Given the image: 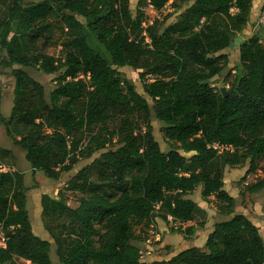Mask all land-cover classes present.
Here are the masks:
<instances>
[{"label":"trees","instance_id":"1","mask_svg":"<svg viewBox=\"0 0 264 264\" xmlns=\"http://www.w3.org/2000/svg\"><path fill=\"white\" fill-rule=\"evenodd\" d=\"M168 1L137 0L133 16L130 0H0V67L14 79L10 115L0 114L5 135L33 173L54 181L98 154L66 184L80 195L74 206L41 196L43 217L66 218L61 227L69 235L53 236L60 264H143L135 228L156 217L191 223L203 214L187 198L197 187L231 217L214 224L204 249L153 264H264L258 228L233 214L235 200L223 189L225 169L247 162V175L259 170L261 177L246 192L264 191V27L237 46L242 74L223 97L211 80L227 65L222 52L242 39L253 0H178L191 3L175 20L166 23L168 14L143 28V9L160 10ZM53 21L60 24L61 56L33 52ZM91 33L109 62L87 44ZM123 67L140 71L151 105L117 71ZM30 69L57 74L47 95ZM152 116L164 125L166 152L153 136ZM26 191L20 173L0 172L7 237L0 264H53L50 242L32 231ZM262 214L264 221V203Z\"/></svg>","mask_w":264,"mask_h":264},{"label":"rangeland","instance_id":"2","mask_svg":"<svg viewBox=\"0 0 264 264\" xmlns=\"http://www.w3.org/2000/svg\"><path fill=\"white\" fill-rule=\"evenodd\" d=\"M39 0H22L24 3L38 2ZM260 0H253V8L255 9ZM137 0H130L129 9L132 15H135ZM191 2L180 4L178 0H169L168 3L160 10H154L150 6L143 10L146 14V21L143 28H146L154 19L160 22L165 16L171 14V17L166 23L175 20L181 11L186 8ZM263 5V4H262ZM78 20L84 22L83 18L77 17ZM53 26L45 35L34 41L32 47L33 52H44L54 57L61 56V47L59 45L62 35L60 33V24L52 22ZM259 25L256 27L248 26L243 31L242 39H245L246 32L250 31L251 35L258 33ZM87 40V44L100 52L104 59L109 62L108 56L95 40L94 34L91 33ZM250 37V36H249ZM248 39V37L246 38ZM261 44L264 46V36L261 37ZM227 55V65L221 71L219 77L211 80V87L220 90V88H229L230 82L242 74V67L238 61V50L236 46L227 48L223 52ZM5 56L4 51L1 57ZM117 71L131 82L136 91L141 94L151 105L152 102L142 90V82L139 79V72L128 67L117 68ZM31 77L41 84L46 95L54 87V81L57 74L45 75L35 69L28 70ZM85 81L87 79L84 78ZM149 80V79H146ZM14 79L11 74V69L0 67V114L4 118H8L14 102ZM150 124L155 140L158 142L161 151L166 152L170 145L164 137V125L159 122L154 116L151 117ZM0 163L5 167L6 172H18L22 177V184L27 188L25 192L26 203H28V216L31 222L33 233L43 240H48L50 246V259L53 264H60L58 251L53 236L66 237L68 231L63 230L61 224L65 221V217L61 218H45L41 215L40 199L42 195H47L50 198L61 199L67 206H74L76 200L80 197L77 193H72L66 189L67 182L73 178L75 173L84 166L88 165L93 158L98 154H94L89 160H80L71 171L62 172L58 180H50L41 172L33 173L30 170L29 164L24 158V152L14 146L12 141L5 135L4 128L0 125ZM183 155H188L180 151ZM248 163L245 165L226 168L223 177V189L235 200V205L232 209L233 214H242L246 216L257 228L262 239H264V221H263V203L264 191L258 194H249L245 187L247 184L253 183L257 177H261V173L257 170L255 173L247 175ZM201 187H197L195 191L187 196L202 210L203 214H197L195 219L188 224L168 219L167 221L161 218H154L153 222L148 226H137L135 234L141 239L139 244V253L141 255L149 252V256H145L143 264H153L156 262L166 261L182 250L189 248L204 249L206 237L212 231L215 223L228 220L231 216L219 214L217 202L213 197L204 199L201 196ZM202 224V225H200ZM192 229V233L188 234L186 230ZM264 241V240H263ZM13 264H30L22 259H14Z\"/></svg>","mask_w":264,"mask_h":264},{"label":"built area","instance_id":"3","mask_svg":"<svg viewBox=\"0 0 264 264\" xmlns=\"http://www.w3.org/2000/svg\"><path fill=\"white\" fill-rule=\"evenodd\" d=\"M256 24L261 26V27H264V12H261L260 15L258 16V18L256 20ZM146 42H149V41L146 40ZM222 149H223L222 147H219V150H222ZM0 172L1 173H5L6 172L5 167L2 166L1 164H0ZM6 242H7V237H6L2 227L0 226V249H5ZM145 256H149V252L148 251L145 254H143V255L140 254V260L142 262H143V259L145 258Z\"/></svg>","mask_w":264,"mask_h":264},{"label":"crops","instance_id":"4","mask_svg":"<svg viewBox=\"0 0 264 264\" xmlns=\"http://www.w3.org/2000/svg\"><path fill=\"white\" fill-rule=\"evenodd\" d=\"M263 2H264V0H260V1L257 3L255 9L253 8V4H252V6H251V11H250V16H249V24L247 25V27L250 26V28H251V27H256V26H257V24H256V20H257L258 16H259L260 13H261V7H262ZM247 27H246V28H247ZM246 28L244 29V31L246 30ZM249 32H250V31L246 32L245 39H246L247 37L251 36V34H250ZM238 37H239V36H238ZM242 40H244V39H242ZM30 170H31V169H30ZM26 208L28 209V203L26 204ZM27 211H28V210H27ZM263 240H264V239H263Z\"/></svg>","mask_w":264,"mask_h":264},{"label":"water","instance_id":"5","mask_svg":"<svg viewBox=\"0 0 264 264\" xmlns=\"http://www.w3.org/2000/svg\"><path fill=\"white\" fill-rule=\"evenodd\" d=\"M242 41L243 40L240 37L236 36L235 39L233 40V42H231L229 44V48H232L233 46H236L237 47L239 44L242 43ZM204 83H207V82L205 81ZM220 92L223 95V97L226 96V89L225 88H220Z\"/></svg>","mask_w":264,"mask_h":264}]
</instances>
